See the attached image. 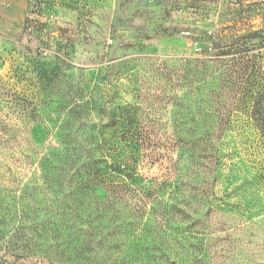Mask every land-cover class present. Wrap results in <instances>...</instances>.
Returning <instances> with one entry per match:
<instances>
[{
	"label": "rangeland",
	"instance_id": "1",
	"mask_svg": "<svg viewBox=\"0 0 264 264\" xmlns=\"http://www.w3.org/2000/svg\"><path fill=\"white\" fill-rule=\"evenodd\" d=\"M17 2L0 264H264V0Z\"/></svg>",
	"mask_w": 264,
	"mask_h": 264
},
{
	"label": "trees",
	"instance_id": "2",
	"mask_svg": "<svg viewBox=\"0 0 264 264\" xmlns=\"http://www.w3.org/2000/svg\"><path fill=\"white\" fill-rule=\"evenodd\" d=\"M257 97L258 98L255 100V104H254L253 114H254L257 126L264 136V109L261 108L262 107L261 101H262L263 96L261 94H258ZM131 179L134 183L139 181V178L136 175H133ZM92 182L95 183V186H98V187L101 186L100 184H97L96 174H92ZM102 188L105 189L111 196H113V199L109 198V200H113V202L115 201L119 202L117 200H123L127 198V196H131V197L133 196L134 198H137L140 196V194H138V189L135 188V186L131 184L129 185L127 184L109 185V186L103 185ZM80 189L87 190L89 189V187H84ZM147 193H148V196L149 195L151 196L153 195L154 190L151 188H148Z\"/></svg>",
	"mask_w": 264,
	"mask_h": 264
},
{
	"label": "crops",
	"instance_id": "3",
	"mask_svg": "<svg viewBox=\"0 0 264 264\" xmlns=\"http://www.w3.org/2000/svg\"><path fill=\"white\" fill-rule=\"evenodd\" d=\"M18 0H0V30L14 28L15 14L22 15L25 13L26 4L18 3ZM23 4L25 8L20 6Z\"/></svg>",
	"mask_w": 264,
	"mask_h": 264
}]
</instances>
